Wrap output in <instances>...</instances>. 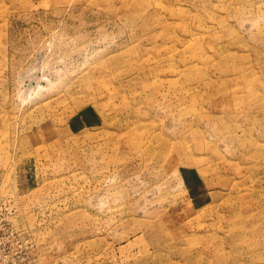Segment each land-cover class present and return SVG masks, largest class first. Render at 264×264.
Segmentation results:
<instances>
[{
    "label": "rangeland",
    "instance_id": "1",
    "mask_svg": "<svg viewBox=\"0 0 264 264\" xmlns=\"http://www.w3.org/2000/svg\"><path fill=\"white\" fill-rule=\"evenodd\" d=\"M0 264H264V0H0Z\"/></svg>",
    "mask_w": 264,
    "mask_h": 264
}]
</instances>
